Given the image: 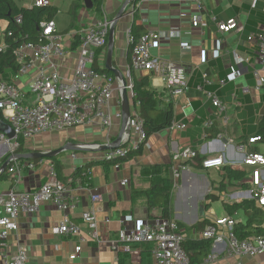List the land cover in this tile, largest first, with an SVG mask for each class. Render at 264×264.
Wrapping results in <instances>:
<instances>
[{
    "label": "crops",
    "instance_id": "crops-1",
    "mask_svg": "<svg viewBox=\"0 0 264 264\" xmlns=\"http://www.w3.org/2000/svg\"><path fill=\"white\" fill-rule=\"evenodd\" d=\"M254 1L205 0L201 15L207 23L206 28L192 27V18L198 14L194 0H140L136 5L133 3L127 7L126 15L116 28L113 65L115 68L122 67L124 74L125 66L131 61V56L128 59L129 45L126 32L131 28L133 21L129 16L131 8L137 6L140 22L147 31L161 32L167 38L162 41L155 54L164 60L175 62L186 71L188 91L182 95H173L165 88L161 78L150 75L153 89L161 94L163 100L173 103V124H183L185 129L168 128L147 136L145 143L140 144L141 151L119 168L98 164L102 161L103 153L71 151L57 157L65 166L64 181L73 179L70 196L76 200L77 207L69 216L81 227L86 242L82 244V251L76 257L75 248L80 245L79 238L57 235L55 230L62 213L52 203L43 202L37 214L27 215L21 212L18 217V238L19 242L28 248V264H155L149 247L136 246L130 254H118L108 245L97 244L90 238V231L81 219L84 212L96 208L100 237L104 240H113L124 226L122 223L124 220L132 226L136 221L161 217V210L158 208L149 210L147 200L139 194L148 190L154 180L161 181L160 178L143 176L154 168H169L168 176L173 184L172 220L181 226L191 228L200 222H206L207 226L214 219L226 217L234 219L236 227L247 223L249 218L242 210L230 215L225 205L253 202L258 206L250 199L231 200L232 196L238 197L248 191L246 181L249 179L250 169L241 166L246 156L249 154L264 156V140L258 137L259 127L264 119V85L257 90L254 75L255 71H258L264 78V69L259 63L258 46L248 42L249 36L261 34L264 28V0H256V5L253 6ZM33 2L26 3L28 5L22 8L31 9ZM125 2L126 0H105L101 14L83 8L84 12L78 15L70 34L83 32L105 18L113 21ZM51 4L56 8L58 1L53 0ZM230 19H236L243 24L244 32L232 31L220 35L216 23ZM53 21L58 31L65 36L63 30L67 25L59 27L55 18ZM74 38H64L65 56L53 59V65L65 81L73 78L77 68L79 53L78 49L72 47ZM187 43L188 47L182 46ZM3 45L4 34L0 46ZM105 61L106 54L99 62L102 70ZM233 73L237 74L238 78L234 82H229L228 76ZM33 74L34 71L23 75L12 72V79L6 80L24 88L25 104H31L35 99L29 94L28 89ZM145 75L149 74L146 72L134 74L137 77ZM113 77L115 78L114 75ZM242 88H248L249 93L244 94ZM208 94H214L223 104L222 108L215 104ZM130 99L133 121L137 107L134 105V98ZM3 118L5 119L4 116ZM121 125L122 123L117 122L110 132H102L97 127H77L76 129L84 132L85 138L77 137L75 134H63L62 132L66 130L41 134L26 140L24 150L17 153L50 152L67 144L98 145L109 142L112 144L120 134ZM252 138L260 140L250 143ZM139 141L140 132L133 126L131 139L126 146L134 147ZM184 148L193 149L199 158L195 162H183L176 166L173 156ZM6 152L7 148L0 146V162L5 158ZM72 153L76 154V160L72 159ZM209 157H223L228 165L220 170H204L199 163ZM51 160H42L33 170L26 168L22 173L23 179L18 185V190L35 191L46 183L53 165ZM91 163L87 175L75 176L79 168ZM229 163L235 164L232 168L248 172L243 182H234L226 178L225 169L231 167ZM174 165L178 177L173 175ZM5 176L6 178L0 182L2 194L9 191L12 183L7 171ZM124 180L128 181L126 185H122ZM89 187L99 191L101 202L96 204L92 202ZM216 201L222 202L220 210L214 206ZM107 220L109 222H106ZM211 256L215 258L210 259ZM203 264H264V253L255 256H229L225 244L213 245L211 242L210 254Z\"/></svg>",
    "mask_w": 264,
    "mask_h": 264
},
{
    "label": "built area",
    "instance_id": "built-area-1",
    "mask_svg": "<svg viewBox=\"0 0 264 264\" xmlns=\"http://www.w3.org/2000/svg\"><path fill=\"white\" fill-rule=\"evenodd\" d=\"M194 0L198 14L191 21L193 28H206L207 23L202 19L203 2ZM256 5V0L253 6ZM50 0H34L32 7H50ZM137 6H132L129 16L133 19ZM113 21L103 19L80 33L72 34L74 38L79 36L77 68L70 81L62 79L56 67L54 58L65 56V47L61 34L54 21L43 20L39 29L41 37L46 43L36 45L24 44L16 52V63L21 67L17 75L29 74L34 71L28 89L35 99L31 104H25L26 92L14 82H0V112L14 131V138L8 137L0 131V146L7 148L6 156L10 155V165L7 173L12 179L11 188L5 194L0 193V264H28L29 251L19 242L18 217L21 212L27 215H35L40 211L41 203H52L62 214V218L55 230L59 236H75L80 240V245L75 248L76 257L82 251V244L86 241L82 236L81 227L72 221L69 213L76 209L77 202L70 196L72 178L65 182L57 178L54 166H51L49 180L35 191H19L18 185L23 179V171L28 168L33 170L35 164L28 162L23 164L16 160L15 154L20 148V139L31 140L34 137L57 131L69 130L77 127H97L102 132H110L117 122L121 123V87L120 83L111 76L94 67L96 51L107 44L109 29ZM16 23H22V16L16 18ZM220 35H226L232 31L243 33L245 26L236 19L216 23ZM128 45L133 43L131 30L126 32ZM161 32H148L133 44L131 61L124 68V76L127 81L126 89L131 98H135L133 77L135 73L146 72L151 76L161 78L164 86L173 95H182L188 91V77L184 68L173 61L164 60L155 54L163 40H166ZM248 42L258 46L259 63L264 69V28L259 35H251ZM218 41L216 45H218ZM188 47L189 44H183ZM7 46H0V53H4ZM264 71V70H263ZM257 80L256 89L260 90L264 85V78L258 71L254 73ZM237 74L228 76L229 82H234ZM244 94L249 93L248 88H242ZM213 102L222 108L223 104L214 94H208ZM115 103V104H114ZM132 126H136L140 132V141L134 147L125 146L117 150L103 153L104 162H113L125 158L128 151L138 150L140 144L147 140L143 129V122L138 112H134ZM170 130H183V124H172ZM260 138H252L250 143L258 142ZM110 144V142L108 143ZM94 147H97L95 145ZM76 160V154H71ZM199 158L196 151L184 148L173 156V162L179 166L183 162H195ZM173 168L174 176L177 168ZM204 170H220L228 163L223 157H209L199 163ZM120 164L115 165L119 168ZM234 167V163H229ZM241 166L250 169L249 179L246 184L248 191L231 200L250 199L258 206L264 208V156L261 154H249ZM175 169V170H174ZM127 180L122 182L126 185ZM91 200L94 204L102 201L97 189L89 187ZM238 195V194H237ZM96 208L84 212L81 216L83 223L90 231V238L99 245H108L115 253L130 254L136 246L149 247L151 257L155 264H190L189 256L183 249V243L187 236L194 240H208L213 245L225 244L229 256H255L264 253V236H251L240 239L235 233L236 221L231 217L214 219L204 229L197 230L181 226L175 220L156 218L146 221H136L131 226L127 220L113 240H104L100 237ZM106 222H109L108 220ZM16 242V243H15ZM215 257L211 256L210 259Z\"/></svg>",
    "mask_w": 264,
    "mask_h": 264
},
{
    "label": "trees",
    "instance_id": "trees-1",
    "mask_svg": "<svg viewBox=\"0 0 264 264\" xmlns=\"http://www.w3.org/2000/svg\"><path fill=\"white\" fill-rule=\"evenodd\" d=\"M93 3V9L97 14L102 13V8L105 0H91ZM140 0H136L135 5ZM85 7L84 0H74L71 5V16H72V28H74L78 10ZM58 13L57 8L50 7H32L31 9L19 8L14 0H0V21L6 20L8 27L4 33L5 45L7 50L4 53H0V82L8 80L6 78L7 70L17 74L20 70V66L16 63L15 52L24 44L33 43L36 45H42L46 43V39L41 37L39 25L43 20L53 21ZM139 11L136 10L131 23V37L133 43L129 46L128 59H130L133 44L137 42L141 37L148 33L146 27L140 22ZM22 16V23L17 24L16 18ZM80 46V38L76 36L73 40V49H78ZM107 50V44L104 48L96 51L95 57V69L101 71L99 62L102 57H105ZM103 73L113 77V74L106 70H102ZM134 82V93L135 98L133 100L134 105L137 107V111L140 119L143 122V129L146 136L154 135L160 131L168 129L174 123V106L173 103L163 100L161 94L153 89L151 86V76L145 75L142 77H133ZM3 117V116H2ZM258 137L264 140V119L262 120L259 130ZM19 152L24 150L25 139H20ZM141 151H128L125 158L117 159L113 162H98L104 166L117 164H123L124 162L133 158L136 154ZM10 155L0 162L1 165L9 158ZM42 160H33L35 165H38ZM57 178L60 181H64L65 166L57 158L52 159ZM91 164H87L79 168L75 176L87 175V171L91 168ZM169 168H154L144 174L145 177L160 178L158 182L154 180L148 190L141 191L139 194L147 200V206L149 210L158 208L161 210V218L172 220L171 204H172V191L173 184L168 176ZM247 171L243 169H236L227 167L225 169L226 178L234 182H243L247 176ZM6 178L5 175L0 177V182ZM65 182V181H64ZM245 185V184H244ZM226 211L233 215L234 213L242 210L247 216L248 221L245 225H238L235 228V233L240 239H246L254 235L264 234V209L256 206L253 202H243V204L225 205ZM206 227V222H200L196 226L189 228L202 230ZM183 249L189 256L190 264H203L205 259L209 256L211 251V242L208 240H194L187 236L183 243Z\"/></svg>",
    "mask_w": 264,
    "mask_h": 264
},
{
    "label": "water",
    "instance_id": "water-1",
    "mask_svg": "<svg viewBox=\"0 0 264 264\" xmlns=\"http://www.w3.org/2000/svg\"><path fill=\"white\" fill-rule=\"evenodd\" d=\"M136 0H126L121 9L119 10L116 17L113 19L112 25L109 29L108 42H107V53L105 67L106 70L113 74L116 80L120 83L121 87V112H122V125L121 131L117 140L112 144H96L88 145H75L67 144L57 150L50 152H30V153H17L15 158L18 161H33V160H44V159H55L66 152H91V153H104L111 150H117L119 148L125 147L130 139L132 133V106L131 99L127 92L126 85L127 81L123 74V68H115L113 65V55L116 47V28L119 22L126 15L127 7L133 4ZM85 7L87 10L93 9V3L91 0H84ZM0 131L3 132L8 139H13L15 134L10 124L2 117L0 112ZM10 158H8L0 167V177L5 175L7 168L10 165Z\"/></svg>",
    "mask_w": 264,
    "mask_h": 264
},
{
    "label": "rangeland",
    "instance_id": "rangeland-1",
    "mask_svg": "<svg viewBox=\"0 0 264 264\" xmlns=\"http://www.w3.org/2000/svg\"><path fill=\"white\" fill-rule=\"evenodd\" d=\"M53 2V0H51ZM58 1V4H57V10H58V14L56 15L55 19L57 20L58 22V26L60 27V25H67V27L63 30V32H65V38L68 37V39L72 38L70 34L71 32V25H72V16H71V5H72V2L74 0H56V2ZM14 2L16 3V5L19 7V8H22V7H25L26 3H31L33 2V0H14ZM82 12H84V9L80 8L78 10V15L81 14ZM7 27V21L6 20H1L0 21V44L1 42L3 41V34L5 32V29ZM66 32H69V33H66ZM12 72L10 70H7L6 72V78L8 80H11L12 79ZM63 134H75L77 135V137H80V138H83L84 137V132L82 130H79V129H76V128H73V129H70V130H66L64 132H62ZM60 135V134H59ZM85 138V137H84ZM63 162L65 163L66 161L63 160ZM5 185V184H4ZM214 206L220 210L221 209V206H222V202L221 201H216L214 202Z\"/></svg>",
    "mask_w": 264,
    "mask_h": 264
}]
</instances>
